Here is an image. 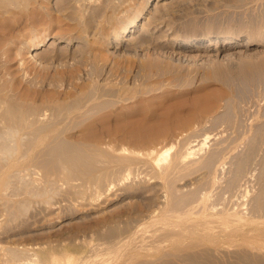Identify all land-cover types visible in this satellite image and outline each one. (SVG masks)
Returning <instances> with one entry per match:
<instances>
[{"label": "rangeland", "instance_id": "1", "mask_svg": "<svg viewBox=\"0 0 264 264\" xmlns=\"http://www.w3.org/2000/svg\"><path fill=\"white\" fill-rule=\"evenodd\" d=\"M107 1L0 0V53L6 48L20 55L1 53L0 96L17 85L28 91L23 100L9 98V117L18 113L20 119L24 110L20 120L30 128L33 111L42 108L47 117L33 130L52 123L61 129L40 147L37 161L27 158L39 167V178L53 173V194L19 195L29 196L10 204L28 200V207L10 217L0 205V244L26 247L28 261L40 257L44 264L251 263L241 258L250 247L229 243L221 233L226 216L237 214L249 222L229 224L259 227L253 235L264 242L258 235L264 230V0H152L119 43L118 33L144 0H120L124 6ZM41 32L49 34L48 42L23 61ZM182 40L222 48L204 55L195 46H179ZM214 96H220L217 105L205 111ZM90 127L96 138L81 133ZM33 130L26 148L34 143ZM170 146L167 159L159 160L160 150ZM215 235L225 248L220 252L211 241Z\"/></svg>", "mask_w": 264, "mask_h": 264}, {"label": "bare ground", "instance_id": "2", "mask_svg": "<svg viewBox=\"0 0 264 264\" xmlns=\"http://www.w3.org/2000/svg\"><path fill=\"white\" fill-rule=\"evenodd\" d=\"M5 1V0H4ZM59 1H64V0H59ZM67 1V0H66ZM113 1V0H112ZM114 1H116V0H114ZM125 3L124 4H126V1L125 0H123ZM139 1V0H138ZM36 2V1H35ZM109 2H110V0H109ZM108 1H107V3H109ZM153 1L152 0H144V3L142 4L141 2V6H140V3L138 4L139 6H140V9L136 12V14L134 15V16H132L131 17V19H129L128 20V22L127 23H125L124 24V26L121 28V30H120V32L118 33V35H117V42L119 43V42H121L122 40H128V36L130 35V33L131 32H133L134 30H135V28L138 26V24H139V22H140V20H141V18L143 17V15L145 14V11L148 9V5L149 4H151ZM34 3V2H33ZM32 3V4H33ZM58 3V2H57ZM59 3H63V2H59ZM58 3V4H59ZM115 3H117V5H118V3L120 4V0L118 1V2H115ZM9 4V3H8ZM17 4V3H16ZM27 4H28V2H27ZM57 4V5H58ZM111 4V3H110ZM113 4V3H112ZM133 4V3H132ZM61 5H63V4H61ZM67 5V4H66ZM117 5H114V6H116V7H118ZM120 5H122V6H124L123 5V2L120 4ZM15 6V5H14ZM32 6V5H31ZM38 7H39V5H37ZM63 6H65V5H63ZM68 6V5H67ZM109 7H110V5H108ZM122 6H121V8H122ZM7 7V6H6ZM5 7V8H6ZM32 7H34V6H32ZM37 7V8H38ZM120 7V6H119ZM114 8V10L116 9L117 11H119L118 9H121V8ZM8 8V7H7ZM111 8V7H110ZM113 8V7H112ZM127 8H128V6H127ZM134 8H135V6H134ZM138 8V7H137ZM35 9V8H34ZM33 9V10H34ZM41 9V8H40ZM65 9V8H64ZM115 10V11H116ZM121 10H123L124 11V9H121ZM120 10V11H121ZM35 11V10H34ZM37 11H38V9H37ZM36 11V12H37ZM113 11V10H112ZM133 11V10H132ZM5 12V11H4ZM42 13V12H41ZM122 13H124V12H122ZM8 14V13H7ZM28 14V13H27ZM39 14V13H38ZM119 15V14H118ZM131 15V14H130ZM132 15H133V13H132ZM1 16V15H0ZM33 17H34V15H32ZM33 17H32V19H33ZM37 17V16H36ZM53 17V16H52ZM1 18V17H0ZM35 18V17H34ZM129 18V17H128ZM2 20H3V17H2ZM2 20L0 19V21L2 22ZM5 20H6V18H5ZM5 20H4V22H5ZM7 21V20H6ZM27 21V20H26ZM61 21V20H60ZM126 22V21H125ZM46 25V24H45ZM1 26H4V25H1ZM1 26H0V29H1ZM122 26V25H121ZM45 27V26H44ZM51 27V26H50ZM3 28V27H2ZM24 28V27H23ZM4 29H5V27H4ZM26 29V28H25ZM1 30H3V29H1ZM0 30V31H1ZM5 31V30H4ZM26 31V30H25ZM42 31V30H41ZM2 32V31H1ZM0 32V33H1ZM19 32H21V31H19ZM44 32V31H43ZM3 34L5 33V32H2ZM1 33V34H2ZM12 34V33H11ZM15 34V33H14ZM56 35V33H54V36ZM2 36V35H1ZM0 36V37H1ZM9 36V35H8ZM7 36V37H8ZM12 36V35H11ZM20 36V35H19ZM48 36H49V34H47L46 32L45 33H42L41 32V34L37 37V39H35V41L34 42H32L31 44V48L30 49H28V51H27V53H25L23 56V61H28L29 59L31 60L32 58H34L35 56V54H34V52H35V50H38V49H41L45 44H46V42H48V40H49V38H48ZM53 36V37H54ZM66 36V35H65ZM14 37V36H13ZM56 37V36H55ZM60 37V36H59ZM70 37V36H69ZM79 37V39L81 38V36H78ZM3 39L2 40H4L5 42H6V39H5V36L3 35V37H2ZM15 38V37H14ZM17 39V38H16ZM76 39H78V38H76ZM0 40H1V38H0ZM7 40H9V38L7 39ZM87 40V39H86ZM80 41V40H79ZM85 41V40H84ZM7 42H9V41H7ZM11 42V41H10ZM20 42V41H19ZM22 42V41H21ZM52 42H54V41H52ZM84 43V42H83ZM82 43V44H83ZM178 43V42H177ZM0 50L2 51V44H3V41H2V43L0 42ZM12 44V43H11ZM15 44V43H14ZM13 44V45H14ZM81 44V45H82ZM128 44V43H127ZM6 45H9V43H6ZM24 45V44H23ZM87 45V44H86ZM5 46V45H4ZM10 46V45H9ZM179 46H182V48H185V49H187V48H189L190 46L191 47H193L194 48V46H195V49H193V50H195V51H200V53H202V54H206V55H210L213 51H215V50H219L220 48H222V45H219L218 44V42H209V43H205L203 46H201L200 47V44L198 43V42H196V43H192V42H190V41H185V40H182L181 42H180V44H179ZM207 46V48H204V47H206ZM8 47V46H7ZM78 47V46H77ZM80 47V46H79ZM87 47V46H86ZM224 47V46H223ZM4 48V47H3ZM18 48V47H17ZM82 48V47H81ZM20 49V48H19ZM18 49V50H19ZM78 49V48H77ZM6 50V48L5 49H3V52L5 53V55L6 54H9V56L11 57V52L12 51H10L9 49V53H8V50L7 51H5ZM75 51V50H74ZM3 52H1V53H3ZM15 51H13L12 53H14ZM1 53H0V60H1V58H2V55H1ZM15 54H16V52H15ZM19 54V53H18ZM21 54V53H20ZM36 54L37 55H39V52H36ZM41 54V53H40ZM4 55V54H3ZM36 55V56H37ZM16 56V58L17 57H19L20 55H18L17 56V54L15 55ZM14 56V57H15ZM10 57H8V58H10ZM4 58V57H3ZM7 58V57H6ZM5 58V59H6ZM16 58H15V60H16ZM22 58V57H21ZM11 59V58H10ZM20 59V58H19ZM13 60V59H12ZM21 60V64H22V59H20ZM20 60L18 61V65H17V67H16V69H19L18 67H20ZM5 61V60H4ZM26 61V62H27ZM2 62V61H1ZM11 62V61H10ZM25 62V63H26ZM8 64V63H7ZM15 65V64H14ZM24 65V64H23ZM27 65V64H26ZM254 65H256V64H254ZM257 66V65H256ZM255 66V67H256ZM259 66V65H258ZM15 67H13V68H15ZM10 68V67H9ZM13 68H11L10 70L8 69V71H11ZM7 71V70H6ZM17 71V70H16ZM222 72V71H221ZM11 75V74H10ZM6 76V75H5ZM14 76V75H13ZM245 79H247V78H245ZM244 79V80H245ZM241 80V79H240ZM7 83V82H6ZM232 83V82H231ZM4 85V84H3ZM11 86V85H10ZM18 86V85H17ZM17 86H13L11 89H9V90H11V91H6V92H1V98H0V112L2 113V114H0L1 115V118H3V119H1L0 120V123L2 124H0V205L2 206V207H4V209L3 210H5L6 211V213L4 214L5 216H6V214H7V217L9 216V214H15V213H18L19 211H23L26 207H28V205H27V203L29 204V201L28 200H19L18 202H15L16 204L14 205V206H12L10 203H11V201L12 202H14V200L15 199H17V198H20L21 196H19V195H21V194H24V193H29V195H25V196H29V197H31V195H33V196H35V197H37V196H44V195H46L47 194V192H48V189H49V191H50V193L49 194H53V192L51 193V191H53V190H51V189H54L55 188V186L54 185H56L55 184V182L56 181H54L52 178H51V175L53 174H49L48 176L46 175H44L45 177L43 178L42 177V175H41V177L39 178L38 177V173H35V170H37L39 167H37V169L35 168H33L34 166H33V164L32 163H30L29 161H30V159H29V161L27 160V158H31L32 159V157H34V159L37 161V158H39V155H38V157L36 156L38 153H40V147L42 148V146L44 147L45 145H46V143H48V144H51L50 143V141H52V140H50V139H52V137L54 138V136H52V135H55V133L57 132V134L59 133V131L61 130L60 129V127L56 124H54V123H52V125H51V127L49 128V126L48 125H46V126H48V127H46V129L45 128H43V127H45V126H43L42 128H43V132H41L40 131V133H39V126H38V130H37V127L35 128V131L33 130L34 128V126H36V125H38V124H40V121L41 120H43L45 117H47L46 116V113H45V111L44 110H42V108H41V110L42 111H44V112H42L41 110L40 111H37V110H34L33 112H34V114H35V124H34V126H30V128H29V126L27 127V125H25L24 123H23V120H20V119H22V113H23V111H22V113L20 112L21 110L19 109V107H15L16 105H17V103L16 104H14V109H15V111H19V116L18 117H20V119H18L17 117H15L16 115H18V113H13L14 111L12 110V112L11 113H13V114H15L13 117L10 115V117H9V114H10V112L8 111V110H10V109H8V105H7V107H6V103H8V104H10L9 102H10V100L12 99V97L11 96H15V98L18 96V98H20V100H21V98H22V100H23V98H26L27 97V95H28V91H27V89L26 88H22V87H17ZM1 87H3V86H0V91L1 90H4V89H1ZM6 88H8V87H6ZM8 90V89H7ZM215 98H213V97H209V100L207 101V103L205 104V111L206 110H212L216 105H217V103H218V100L220 99V96H214ZM9 98H11L10 100H9ZM14 98V97H13ZM8 101V102H7ZM13 102V101H12ZM198 103H200V102H197V104ZM19 106V105H18ZM16 109H18V110H16ZM25 109V108H24ZM45 109V108H44ZM63 110H65L64 108L63 109H60V110H57V113H59V111L60 112H62ZM204 110V109H203ZM29 112H28V115H26L27 117L28 116H31L32 115V111H31V113H30V110H28ZM9 112V113H8ZM25 112V111H24ZM20 113H21V115H20ZM63 113H64V111H63ZM68 113V112H67ZM67 113H65V114H67ZM27 114V113H26ZM62 114V113H61ZM69 114V113H68ZM67 114V115H68ZM3 115V116H2ZM24 115H25V113H24ZM24 115H23V118H24V121L25 120H29V119H31L30 117L29 118H27V119H25L26 118V116L24 117ZM58 115V114H57ZM59 115H60V113H59ZM67 115H66V117H67ZM70 115V114H69ZM69 115H68V117H69ZM194 115V114H193ZM6 116H7V119H5L6 118ZM196 116V115H195ZM194 116V117H195ZM11 118V119H10ZM15 118H17L18 120H19V122L17 123L16 121H18V120H16ZM192 118V117H191ZM190 118V119H191ZM184 119V118H183ZM186 119V118H185ZM189 119V118H188ZM6 120V121H5ZM34 120V119H33ZM194 120V119H193ZM5 121V122H4ZM8 121V123H6ZM27 121H25V123L27 122ZM30 121H32V119L30 120ZM28 122V123H26V124H28V125H33V123H34V121L33 122ZM43 121H45V120H43ZM43 121H41V123L43 122ZM180 121V120H179ZM184 121V120H183ZM186 121H188L187 119H186ZM36 122H39L38 124L36 123ZM5 123V124H4ZM30 123V124H29ZM47 124L49 123V122H46ZM181 123V122H180ZM183 123V122H182ZM49 124H51V123H49ZM53 124L55 125V126H53ZM43 125H44V123H43ZM162 126H164V125H162ZM169 127H170V125H168ZM41 127V126H40ZM89 127V126H88ZM143 127H145V126H143ZM27 128H29V129H27ZM32 128V129H31ZM60 130H59V129ZM162 128V127H161ZM164 128H165V126H164ZM144 129V128H143ZM142 129V130H143ZM146 129V131H148L147 130V127L145 128ZM166 129V128H165ZM169 129V128H168ZM33 130V132H35V133H38L37 135L38 136H36V134L35 133H33V135H35L32 139H34V143H32V146L30 147H28V148H26L25 147V145L27 144V143H25L24 141H25V139L28 137L29 139H31L30 137V133H31V131ZM42 130V129H41ZM36 131H38V132H36ZM63 131V130H62ZM83 131H85L86 133H84ZM96 131H97V129H96ZM95 130H94V128L93 127H90V128H87V129H84V130H81V133L83 132L84 134H86V135H92L93 137L95 136V138L97 137V132H96ZM155 131V130H154ZM153 131V132H154ZM161 131H165V130H161ZM167 131V130H166ZM165 131V132H166ZM153 132H150L151 134H153ZM156 132V131H155ZM165 132H164V134H165ZM64 132H62V134H63ZM96 133V134H95ZM142 133V132H141ZM61 134V133H60ZM156 134V133H155ZM171 134V133H170ZM28 135V136H27ZM98 135H99V133H98ZM148 135H150V134H148ZM157 135V134H156ZM155 135V136H156ZM56 136V135H55ZM151 137L150 138H152V136L154 137V135H150ZM158 136V135H157ZM36 137V138H35ZM145 137V136H144ZM146 137H148V136H146ZM263 137H264V135H263ZM27 138V139H28ZM168 139V138H167ZM263 139V138H262ZM50 140V141H49ZM149 140V139H148ZM260 140H261V138H260ZM264 140V139H263ZM28 141V140H27ZM26 141V142H27ZM97 141V140H96ZM96 141H94V142H96ZM169 141V140H168ZM31 142H32V140H31ZM24 143H25V145H24ZM28 144H30V140H29V143ZM45 144V145H44ZM92 144V143H91ZM24 145V146H23ZM93 145V144H92ZM28 146V145H27ZM94 147H95V145H93ZM21 147L23 148V147H25L24 149L25 150H21ZM48 147V148H47ZM47 147H45L47 150L48 149H50L49 148V145L47 146ZM89 147V146H88ZM44 148V149H45ZM92 148V147H91ZM171 148H172V146H170V147H167V148H165V147H163L159 152H160V155H159V160H166L167 159V155L169 154V152H170V150H171ZM234 148H235V146H234ZM234 148H232V150L234 149ZM43 149V148H42ZM95 149V148H94ZM40 150V151H39ZM42 152V151H41ZM50 152V151H49ZM192 152H194L193 150H190L189 152H188V154H191ZM44 154V153H43ZM62 158V157H61ZM61 158H60V160H61ZM251 158V157H250ZM218 159V158H217ZM220 159V158H219ZM40 160V159H39ZM57 160H58V158H57ZM27 163H26V162ZM32 161V160H31ZM34 161V160H33ZM36 161H34V163L35 164H37L38 166H39V162H36ZM217 161V160H216ZM223 161V160H222ZM221 161V162H222ZM40 162H41V160H40ZM254 162V161H253ZM213 163V162H212ZM46 164H47V162H46ZM63 164V163H62ZM61 164V165H62ZM218 164V163H217ZM216 165V164H215ZM224 165V164H223ZM252 165V164H251ZM33 166V167H32ZM43 166H45V163H44V165L43 164H41L40 165V167H43ZM49 166V165H48ZM210 166V165H209ZM208 166V167H209ZM212 166V165H211ZM220 166V165H219ZM250 166V165H249ZM36 167V166H35ZM50 167V166H49ZM51 168V167H50ZM211 168V167H210ZM45 172H47V170H45V169H43ZM55 170V169H54ZM214 170V169H213ZM217 170V169H216ZM40 171V170H39ZM42 171V170H41ZM51 171V170H50ZM56 171V170H55ZM36 172H38V170L36 171ZM34 173L35 174H37V177L34 175ZM254 173V172H253ZM44 174V173H43ZM56 174H58L57 172H56ZM60 174V173H59ZM62 174V173H61ZM251 174H252V172H251ZM39 175H40V173H39ZM65 175V174H64ZM221 175V174H220ZM50 176V177H49ZM57 176V175H56ZM212 176V175H211ZM224 176V175H223ZM262 176V175H261ZM213 177V176H212ZM215 178V177H214ZM250 178V177H249ZM57 178H55V180H56ZM210 179H212V178H210ZM251 179V178H250ZM58 180H62L61 178L60 179H58ZM261 180V179H260ZM215 181V180H214ZM60 183V182H59ZM262 183V182H261ZM211 184H212V182H211ZM264 184V183H263ZM214 185V184H213ZM251 186V185H250ZM57 187V186H56ZM262 188V187H261ZM261 190H263V189H261ZM55 191V190H54ZM55 193V192H54ZM23 197H21V198H24L25 196L24 195H22ZM49 196V195H48ZM257 196H258V194H257ZM32 198V197H31ZM34 198V197H33ZM46 198V197H45ZM50 198V197H49ZM52 198V197H51ZM255 199V198H254ZM46 200H47V198H46ZM28 201V202H27ZM259 201V200H258ZM264 201V200H263ZM218 203H219V201H217ZM206 203V202H205ZM218 203H216V204H218ZM210 204H211V202H210ZM209 204V205H210ZM221 204V203H220ZM262 205H264V204H262ZM0 206V209L2 208ZM217 206V205H216ZM233 207V206H232ZM251 207V206H250ZM259 207V206H258ZM252 208V207H251ZM255 208V207H254ZM262 208V207H261ZM28 209V208H27ZM239 209V208H238ZM242 209V208H241ZM253 209V208H252ZM222 210V209H221ZM234 211H235V209H233ZM251 210V209H250ZM256 210V209H255ZM206 211V210H205ZM220 211V210H219ZM223 211V210H222ZM231 211H232V209H231ZM256 211H258V209L256 210ZM4 212V211H3ZM24 212V211H23ZM221 212V211H220ZM245 212V211H244ZM235 213V212H234ZM259 213V212H258ZM262 213H264V212H262ZM0 214H2V213H0ZM254 214V213H253ZM256 214V213H255ZM228 215V214H227ZM260 215V214H259ZM258 215V216H259ZM5 216H3L4 218H5ZM226 216V215H225ZM261 216V215H260ZM0 217H2V216H0ZM10 217V216H9ZM209 217V216H208ZM223 217V216H222ZM257 217V216H256ZM204 218V217H203ZM214 218V217H213ZM218 218H220V217H218ZM247 218V217H246ZM258 218V217H257ZM178 219V218H177ZM222 219V218H221ZM255 220H256V218H254ZM254 219H252V221H254ZM0 220H1V218H0ZM179 220V219H178ZM188 220H190V219H188ZM207 220H209V218H207ZM220 220V219H219ZM226 222H227V228H225V230H224V227L222 226V229L224 230L223 231V233H221L222 235H224L223 237H225L226 235H228L229 236V240L227 241V242H229V243H237L238 244V246H239V244L241 243V245L243 246V245H247V248L248 247H250V251H252V252H256V251H258L259 253H251L250 251H249V253L247 252V254L246 255H244V257H243V254H242V257L241 258H247L248 260L247 261H251V263L250 262H248V264L250 263V264H258V262H264V242H260V240L258 241L257 240V238H258V236H257V233H256V235H253V233H255L254 231L256 230V232H257V230H258V228L259 227H253L252 229H249V230H246V229H244V225H230L229 223H236V224H238V223H248L249 221H247V219H245L244 220V218L242 217V216H238L237 214H235V215H233V216H230V214L228 215V216H226ZM2 221V220H1ZM173 221V220H172ZM212 221V220H211ZM163 222V221H162ZM167 222V221H166ZM170 222V221H169ZM181 222V221H180ZM191 222H192V220H191ZM224 222V221H223ZM165 223V222H164ZM168 223V222H167ZM167 223H165V224H167ZM173 223H175V222H173ZM190 223V222H189ZM196 223V222H195ZM205 223H206V220H205ZM212 223H214L215 224V222H212ZM217 223H218V219H217ZM156 224V223H155ZM159 224V223H158ZM163 224V223H162ZM169 225L171 224V223H168ZM224 224V223H223ZM261 224V223H260ZM157 225V224H156ZM155 225V226H156ZM190 225V224H189ZM192 225V224H191ZM190 225V226H191ZM200 225V224H199ZM208 225V224H207ZM219 225H221V224H219ZM162 226H164V225H162ZM179 226H180V223H179ZM183 226H185V225H183ZM206 226V225H205ZM211 226V225H210ZM232 226V227H231ZM177 227V226H176ZM209 227V226H208ZM216 227V226H215ZM153 228V227H152ZM161 228V227H160ZM159 228V229H160ZM171 228V227H170ZM178 228V227H177ZM188 228V227H187ZM206 228V227H205ZM148 229V228H147ZM157 229V228H156ZM166 229H167V225H166ZM176 229V228H175ZM195 229V228H194ZM199 229V228H198ZM204 229V228H203ZM219 229V228H218ZM222 229H221V231H222ZM260 229V228H259ZM151 230V229H150ZM162 230V229H161ZM164 230H165V228H163V232H164ZM178 230H182L183 231V229H180V228H178ZM211 230H212V228H211ZM220 230V229H219ZM166 231V230H165ZM172 231V230H171ZM175 231V230H174ZM191 231V230H190ZM194 231V230H193ZM198 230H195V232H197ZM202 231V230H201ZM210 231V230H209ZM261 231V230H260ZM168 232H169V230H168ZM176 232H178V231H176ZM180 232V231H179ZM178 232V235L180 234ZM184 232H185V230H184ZM148 233V232H147ZM167 233V232H166ZM187 233V232H186ZM145 234V233H144ZM177 234V233H176ZM181 234H183L182 232H181ZM185 234V233H184ZM210 234V233H209ZM218 234V233H217ZM220 234V235H221ZM143 235V234H142ZM147 235V234H146ZM164 235H166V234H164ZM172 235H173V233H172ZM175 235V234H174ZM177 235V236H178ZM191 235H192V233H191ZM207 235H208V233H207ZM259 237H262V238H264V230L262 231V232H260L259 234ZM138 236V235H137ZM148 236V235H147ZM153 236V235H152ZM159 236H160V234H159ZM158 236V237H159ZM176 236V235H175ZM201 236H203V235H201ZM204 236H206V234L204 235ZM218 236V238L220 239V236L219 235H217ZM146 237V236H145ZM150 237V236H149ZM163 237V236H162ZM182 238L184 237V236H181ZM209 238H212V237H210V236H208ZM213 237H216V235L215 236H213ZM134 238V237H133ZM137 238V237H136ZM147 238V237H146ZM161 238V237H160ZM204 238V237H203ZM217 238V237H216ZM218 238H217V240H215L214 238L213 239H211V241L214 243V241L216 242L217 241V243L215 244L216 245V249L218 250H220L221 248H224V246H223V244H221V242H218V241H220V240H218ZM227 238V237H226ZM261 238V239H262ZM135 239V238H134ZM166 239V238H165ZM178 239V238H177ZM206 239V238H205ZM259 239V238H258ZM136 240V239H135ZM138 240V239H137ZM180 240V239H179ZM264 240V239H263ZM1 241V240H0ZM149 241V240H148ZM155 241H157V240H155ZM159 241H161V240H159ZM192 241V240H191ZM194 241H196V240H194ZM223 241V240H222ZM262 241V240H261ZM2 242V241H1ZM136 241H134V243H135ZM151 242V241H150ZM196 242H198V241H196ZM201 242V241H200ZM226 242V243H227ZM132 243H133V240H132ZM146 243V242H145ZM184 243V242H183ZM151 244V243H150ZM153 244V243H152ZM156 244V243H155ZM158 244H160V243H158ZM186 244V243H185ZM191 244V243H190ZM193 244H194V242H193ZM202 244H203V242H202ZM224 244H225V241H224ZM120 245V244H119ZM118 245V246H119ZM122 245V244H121ZM126 245V244H125ZM128 245V244H127ZM135 245H136V243H135ZM189 245V244H188ZM200 245V244H199ZM231 245V244H230ZM233 245V244H232ZM235 245V244H234ZM234 245L232 246V247H234ZM137 246V245H136ZM140 246V245H139ZM223 246V247H222ZM229 246V245H228ZM120 247V246H119ZM122 248H123V246H121ZM156 247V246H155ZM26 248V247H25ZM24 247L23 248H21V247H15V246H4V244L2 245V244H0V264H44V263H41L39 260H40V257H39V260L37 261V260H35V261H37V262H34V263H32V261H28V259H30L31 257H32V254L29 252L28 254H29V256H27L26 254H27V250L28 251H30L29 249H25ZM118 248V247H117ZM116 248V249H117ZM145 248H146V246H145ZM228 248V247H227ZM226 248V250H224V251H228L229 249H227ZM231 248V247H230ZM240 248V251H241V247H239ZM244 248V247H243ZM247 248H245V251H247ZM115 249V248H114ZM135 249V248H134ZM147 249V248H146ZM199 249V248H198ZM208 249V248H207ZM206 249V250H207ZM215 249V250H216ZM225 249V248H224ZM121 250V249H120ZM218 250V251H219ZM222 250V249H221ZM231 250H233L232 248H231ZM199 251V250H198ZM197 251V252H198ZM205 251V250H204ZM212 251V250H211ZM210 251V252H211ZM214 251V250H213ZM223 251V252H224ZM230 251V250H229ZM244 251V250H243ZM116 252H118V251H116ZM195 252V251H194ZM201 252V251H200ZM220 252V251H219ZM231 253H232V251H230ZM234 252L236 253V251L234 250ZM239 252V251H238ZM242 252V251H241ZM32 253H34V252H32ZM119 253V252H118ZM191 253H192V251H191ZM225 253V252H224ZM240 253V252H239ZM251 253V254H250ZM117 254V253H116ZM215 254V253H214ZM214 254H212V255H214ZM216 254H217V251H216ZM215 254V255H216ZM31 255V256H30ZM186 255V254H185ZM203 255V254H202ZM209 255H211V254H209ZM226 255V254H225ZM232 255V254H231ZM233 255H235V254H233ZM233 255H232V257H233ZM25 256H27V257H25ZM187 256H188V254H187ZM190 256H191V254H190ZM235 256H237V255H235ZM239 256H241V255H239ZM34 257V256H33ZM197 257V256H196ZM205 257H206V255H205ZM211 257V256H210ZM220 257H222V256H220ZM229 257V256H228ZM238 257V256H237ZM114 258H116V257H114ZM26 259H27V262H25L26 261ZM38 259V258H37ZM196 259V258H195ZM207 259V258H206ZM226 259V258H225ZM228 259V258H227ZM226 259V260H227ZM21 260H24L23 262H21ZM32 260H34L33 258H32ZM127 260H129V259H127ZM173 260V259H172ZM190 260V259H189ZM211 260L213 261V259L211 258ZM219 260V259H218ZM236 260V259H235ZM241 260V259H240ZM183 261V260H182ZM185 261V260H184ZM191 261V260H190ZM232 261V260H231ZM25 262V263H24ZM44 262V261H43ZM187 262V261H186ZM209 262V261H208ZM220 262V261H219ZM218 262V263H219ZM196 263V262H195ZM215 264V263H217V261L215 262H212V264ZM232 263V262H231ZM233 263H236V262H234L233 261ZM232 263V264H233ZM238 263V262H237ZM236 263V264H237ZM50 264H56V262L55 261H53V263H50ZM211 264V263H210ZM219 264H221V263H219ZM224 264V263H223ZM230 264V263H229ZM262 264V263H261Z\"/></svg>", "mask_w": 264, "mask_h": 264}]
</instances>
